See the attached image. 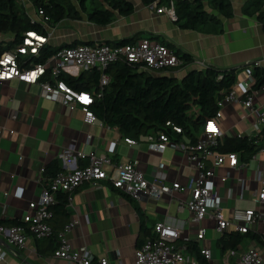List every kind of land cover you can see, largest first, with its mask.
I'll list each match as a JSON object with an SVG mask.
<instances>
[{"label":"crops","instance_id":"0c3cea01","mask_svg":"<svg viewBox=\"0 0 264 264\" xmlns=\"http://www.w3.org/2000/svg\"><path fill=\"white\" fill-rule=\"evenodd\" d=\"M127 1L133 4V12L129 15L115 12L107 26L90 22L82 13L80 19L65 18L55 26L47 27V40L43 47L58 49L87 42L115 45L135 36L138 40L162 42L176 54L193 59L192 64L164 72L168 76L181 80L190 70L204 69L199 66L200 62L205 67L219 70L232 68L236 70V81L231 90L239 98L244 96V82L250 81L251 70L254 67L264 69V30L255 15L243 13L248 0H230L232 16L229 18L219 16L205 2L208 13L219 19L220 28L215 32L179 28L162 3L145 5L141 0ZM21 2L31 20L45 24L29 0ZM90 6L108 9L102 0H94ZM3 35L6 39L1 42L13 39L10 33ZM29 58L35 62L34 57ZM19 59L26 62L28 57L21 56ZM69 70L72 73L64 75L80 73L74 68ZM253 92L254 107L264 106V87ZM83 117L80 106L70 110L42 97L39 83L28 84L16 78L0 82V224L12 226L20 222L28 211V204L38 199L49 179L43 175L44 169L55 161L61 171L67 168L60 161L59 154L69 146L86 153L106 155L115 164L135 160L137 168L157 184L162 182L152 175L161 162L165 167L166 183L177 181L184 185L189 177L196 174L184 149L187 139L170 141L164 153L159 154L148 148L145 136L129 138L136 144H128L125 142L127 137L120 135L116 129L98 119L91 124L85 123ZM219 127L223 138H254L264 129L256 121L255 113L244 109L240 101L224 105ZM259 144L264 146V140ZM260 149L249 162L240 161L235 170L229 168L227 161L217 169L219 175L226 177V182L219 187L224 215L227 216L233 209H253L261 215L250 228L251 233L260 235L261 242L245 238L236 247L238 250L264 245V205L254 202L260 187L256 176L259 171L264 172V152ZM86 163L87 160L78 161L80 166ZM239 177L248 187L242 197L237 186ZM231 187L236 192L229 198L228 189ZM180 198L188 199V194L176 192L172 197L166 195L159 201L148 199L140 204L106 181L97 187L84 183L72 193L64 213L50 220L53 237H30L26 247L19 248L0 236V247L5 253L0 264H66L54 256V250L59 243L58 234L71 222L75 225L66 234L71 245L86 247L95 257H107L110 261L134 264L135 251L150 235L153 226L166 223L177 229V245L194 243L198 250L202 246L208 247L212 258L206 261L207 264H236L235 258L228 253L231 248L221 250L218 247L221 235L215 229V222L209 219L201 224L193 222L188 209L178 208L176 201ZM199 227L205 231L204 239L200 241L196 239ZM186 253L201 264L187 249Z\"/></svg>","mask_w":264,"mask_h":264},{"label":"built area","instance_id":"2783aa9c","mask_svg":"<svg viewBox=\"0 0 264 264\" xmlns=\"http://www.w3.org/2000/svg\"><path fill=\"white\" fill-rule=\"evenodd\" d=\"M172 20H175L173 3L165 7ZM42 17L41 12H37ZM44 22V20L42 19ZM35 35L32 37V35ZM0 34V42L6 38ZM47 37L26 32L22 43L14 49L4 53L0 57V82L18 79L24 83H39L41 96L53 102L67 106L70 110L80 106L85 123L91 124L96 120L90 106L103 95L104 88L109 83V76L104 72L113 63L118 61L137 65L141 69L157 71L178 68L182 60L174 52L160 42H152L147 39L136 40L124 45H110L102 42L100 44H78L59 49L48 58L45 63L39 64L29 57H37L39 50L46 43ZM28 57L22 61L19 57ZM21 60V61H20ZM28 64V67H24ZM199 66L205 67L203 62ZM70 68L77 72H92L98 70L102 73L97 90L91 92L77 91L70 87L64 80L59 79L61 75L71 74ZM50 73V79H43L46 73ZM249 82H244L245 93L239 98L234 91L230 90L227 95L218 102V111L215 116L206 122L201 135L195 143L186 142L184 149L187 159L196 171L194 176L188 178L182 185L179 182L166 183L164 163H159L153 173V178L161 181V184L149 180L145 173L137 168L135 160L124 164H115L106 155H98L94 152L86 153L84 150H74L72 146L62 149L59 154L60 161L67 166L55 176L46 181L38 199L28 204V211L23 215L20 222L12 226L0 224V236L9 244L19 248L26 247L30 237L35 239L50 238L54 236V230L50 225L52 207L55 205L59 194H64L68 202L71 195L84 183L91 187H97L102 181L110 183L117 191L125 194L132 201L140 204L148 199L159 201L164 196L172 197L174 193L188 194V199L180 198L176 201L179 209L186 208L192 214V220L201 224L209 219L215 222V229L219 235L229 231L245 234L250 231L252 224L261 218L253 209H233L225 216L223 213L222 197L219 187L226 182V177L219 175L217 169L222 167L225 161L231 169H237L240 165V157L237 153H219L215 151L219 140L223 138V132L219 127L221 109L225 104L240 101L244 109L255 113L258 124L264 127V106L254 107L253 83L251 77ZM264 87V86H263ZM170 126V123H166ZM176 133L181 129L172 126ZM90 136L87 137L89 141ZM148 148L155 153L162 154L167 149L171 139L166 133L158 131L146 136ZM128 144H136L134 140L126 138ZM260 151L264 152V146ZM87 160L86 165L80 166L78 161ZM256 179L260 187L254 196V202L264 205V172H258ZM237 186L240 190L239 196L248 190V187L239 177ZM236 189H228V197L231 198ZM75 222L68 223L63 231L58 234V246L54 256L63 260L66 264H122L120 260L110 261L107 257H95L86 247L75 248L66 238ZM204 229L199 227L196 233L197 240L204 239ZM179 239L177 229L166 223H156L152 232L135 251L134 264H197V262L186 253V245H177ZM200 255L206 261L212 258L211 250L202 246ZM229 255L235 258L236 264H264V245L261 247H249L246 249H229ZM5 253L0 247V261L4 260Z\"/></svg>","mask_w":264,"mask_h":264},{"label":"trees","instance_id":"16d2710c","mask_svg":"<svg viewBox=\"0 0 264 264\" xmlns=\"http://www.w3.org/2000/svg\"><path fill=\"white\" fill-rule=\"evenodd\" d=\"M37 12H41L44 25L29 18L21 0H0V34H12L9 42H0V57L22 43L26 32L47 35V27H53L65 18L80 19L84 13L90 22L99 26H107L113 19V14L129 15L133 12V4L127 0H102L108 9L93 5L94 0H29ZM89 1V3H88ZM143 4L162 3L166 7L173 3L175 20L179 28L184 30H203L215 32L219 30V19L208 13L207 6L216 11L219 16H232L230 0H141ZM243 13L255 15L264 30V0H248L243 7ZM138 40V36L120 41L124 45ZM162 43V42H160ZM90 44L93 43H81ZM100 44V43H94ZM164 44V43H162ZM166 45V44H165ZM74 46L73 44L52 49L44 46L39 55L34 57L36 63L42 64L59 49ZM169 47L168 45H166ZM184 65L192 64L193 59L186 55H178ZM21 61V60H20ZM28 67V64H24ZM167 70H144L137 65L125 62L111 64L105 74L109 83L103 90L101 98L96 99L90 106L96 119L116 129L120 135L127 138H146L149 133L161 131L166 133L171 141L187 139L195 143L203 131L207 121L218 111V102L231 90L236 81V70H219L206 67L201 70H190L181 79L168 76ZM102 73L98 70L83 72L77 75H61L70 87L77 91L91 92L97 90ZM253 81L251 90H259L264 86V69L254 67L250 72ZM43 79H50L46 73ZM170 123V126H166ZM172 126L181 129L176 133ZM264 140V129L261 133L250 138L248 136L226 137L219 140L215 151L219 153H237L244 163L249 162L258 152ZM57 162L48 165L43 175L51 178L59 173ZM57 201L52 207V218L63 214L68 203L64 194L56 196ZM18 224V222L12 225ZM145 237V236H143ZM250 238L261 242L260 235L251 233L239 234L234 231L225 233L219 239L221 250L236 247L245 239ZM144 239V238H143ZM140 240V243L143 241ZM139 243V244H140ZM187 251L196 257L201 264L206 260L194 243H187ZM55 251V250H54Z\"/></svg>","mask_w":264,"mask_h":264},{"label":"bare ground","instance_id":"6f19581e","mask_svg":"<svg viewBox=\"0 0 264 264\" xmlns=\"http://www.w3.org/2000/svg\"><path fill=\"white\" fill-rule=\"evenodd\" d=\"M35 35L33 34L32 37H34Z\"/></svg>","mask_w":264,"mask_h":264},{"label":"water","instance_id":"95a60500","mask_svg":"<svg viewBox=\"0 0 264 264\" xmlns=\"http://www.w3.org/2000/svg\"><path fill=\"white\" fill-rule=\"evenodd\" d=\"M202 1H204V0H202Z\"/></svg>","mask_w":264,"mask_h":264},{"label":"rangeland","instance_id":"374dc122","mask_svg":"<svg viewBox=\"0 0 264 264\" xmlns=\"http://www.w3.org/2000/svg\"><path fill=\"white\" fill-rule=\"evenodd\" d=\"M38 14V13H37Z\"/></svg>","mask_w":264,"mask_h":264}]
</instances>
